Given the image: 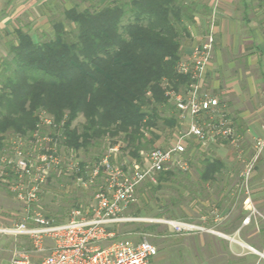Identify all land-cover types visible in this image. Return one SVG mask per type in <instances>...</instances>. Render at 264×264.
<instances>
[{
  "label": "trees",
  "instance_id": "1",
  "mask_svg": "<svg viewBox=\"0 0 264 264\" xmlns=\"http://www.w3.org/2000/svg\"><path fill=\"white\" fill-rule=\"evenodd\" d=\"M97 4L64 10V21L52 23L53 36L45 42L15 30L0 72V150L7 134L32 139L39 132L74 152L121 137L130 158L139 161V153L160 138L159 122L178 128L166 91L191 83L176 74L190 8L182 0ZM167 109L174 113L162 118ZM43 113L52 118V130L38 126ZM79 117L83 124L73 127ZM79 166L84 175L86 165ZM220 168L217 160H205L199 179L211 180ZM10 169L1 164L2 177L11 176ZM157 174L152 192L168 187L176 193L170 205L179 206L187 174L179 169Z\"/></svg>",
  "mask_w": 264,
  "mask_h": 264
},
{
  "label": "built area",
  "instance_id": "2",
  "mask_svg": "<svg viewBox=\"0 0 264 264\" xmlns=\"http://www.w3.org/2000/svg\"><path fill=\"white\" fill-rule=\"evenodd\" d=\"M214 46V35L210 31L204 41L193 47L189 56L182 58L176 74L188 77L189 86L180 90L168 89L166 95L178 113L180 123L185 126L183 135L178 136L166 149L156 148L148 154V164L140 169L133 164L131 171L122 166H114L103 158L91 169L84 167L81 172L79 162H66L58 155V144L52 143L50 137L42 139L51 143L39 150L35 160L25 156L24 151L16 150L11 160H1L2 165L11 166V171L19 178L11 186L16 200L24 207V218L10 228L0 232L12 237H24L29 241L30 250L15 251L9 264H150L157 250L149 241L142 239H115V227L128 221L122 212L135 201V191L146 178L155 182L153 175L172 168L187 169L183 160L186 152V140H193L201 147H208L218 141H229L237 147V140L224 105L202 87L206 68L210 62ZM38 126L52 130L53 120L46 114L39 115ZM39 132L32 135V141L39 143ZM33 142V143H34ZM264 146L259 141L258 152ZM71 151V150H70ZM72 152V151H71ZM75 156V154L73 153ZM8 158V157H7ZM9 159V158H8ZM34 161V162H32ZM75 174V182L82 186L94 184L101 177L103 184L94 196L95 205L91 210L73 209L66 222L56 223L42 214L32 211L39 201V193L47 177L60 167ZM251 166H247L243 175L245 186ZM89 173V176H88ZM246 214L241 227L253 226L259 231L257 220L264 217L247 198L244 201ZM214 217L218 215L214 213ZM169 226L176 234L188 235L205 228L189 222L174 220H156ZM264 226V225H263ZM237 232H240V230ZM250 251H254L249 248ZM264 256L256 264H261Z\"/></svg>",
  "mask_w": 264,
  "mask_h": 264
},
{
  "label": "rangeland",
  "instance_id": "3",
  "mask_svg": "<svg viewBox=\"0 0 264 264\" xmlns=\"http://www.w3.org/2000/svg\"><path fill=\"white\" fill-rule=\"evenodd\" d=\"M97 3V0H59L50 15V23L45 28L34 29L29 24L23 28V31L28 32L34 40L48 41L53 36L52 23L64 21L62 15L64 10L74 6L88 8L98 5ZM65 30L70 32L68 25ZM8 40H10L8 44L16 41L13 37ZM8 44L4 45V49L0 45V72L3 68L2 62L9 58ZM171 106L173 105L171 104ZM172 113H174L172 109H167L160 114L162 118L169 119ZM83 122L84 119L79 117L73 122V127L80 128ZM159 126L160 138L139 153V161H134L140 169L147 167L149 152L156 148H166L163 143L164 139L175 140L185 132V130H180L179 126L176 129L164 128L162 122H159ZM174 134H177L176 137ZM45 135H40L38 143L28 137L7 134L3 140L4 146L0 150V166L3 158L5 160L13 159L16 150L24 151L26 157L35 160L38 151L51 144L42 139ZM148 138L150 137L148 136ZM115 146H117V151L113 152L111 149ZM124 146L121 137L113 140L104 139L88 150L78 152H71L62 144H58V155L66 162L70 160L72 163H83L89 169L103 157L108 156L111 164L122 166L130 172V168H133L130 163L131 158ZM195 148L194 143L188 142L186 151L194 153ZM193 153L190 156L185 153L182 155L188 168L196 163ZM5 167L10 169L11 166ZM180 171L187 174L188 177L186 175L184 177H187L190 182V173L194 172L189 173V171L181 169ZM157 176L158 174H154L153 179H156ZM18 179L13 173L7 178L2 177L0 171V231L12 227L24 218V207L16 200L10 189ZM150 183L152 186L149 185ZM102 184L103 180L99 177L94 181V184L82 187L75 182V176L68 172L65 166L60 167L49 174L38 195L39 201L32 206L31 210L56 223L66 222L69 212L73 209L91 210V207L95 205L94 196ZM156 185V182L147 178L139 184L134 195L135 201L122 212L123 217L128 221L118 224L114 229L115 239L128 238L136 242L145 239L154 245L157 254L150 264H256L260 255L264 256V232L256 230L253 226H247L237 232L240 229L238 227L242 216L246 214L244 200L242 213H234L235 211L229 214L220 213L221 215L217 218L206 215L200 205L195 206L193 199L192 202H187L186 198H183L184 200H180L181 204L177 207L170 205L168 199L176 197V193L166 186L152 192L151 188H155ZM156 220L189 222L205 228L206 231L179 235L169 226L156 222ZM257 223L259 227L264 228L262 220H257ZM249 248L254 251H250ZM30 249L29 241L26 238L12 237L0 232V264H9L15 251ZM261 264H264V260H261Z\"/></svg>",
  "mask_w": 264,
  "mask_h": 264
},
{
  "label": "crops",
  "instance_id": "4",
  "mask_svg": "<svg viewBox=\"0 0 264 264\" xmlns=\"http://www.w3.org/2000/svg\"><path fill=\"white\" fill-rule=\"evenodd\" d=\"M182 1L190 8L192 20L186 23L187 34L181 39V59L189 56L193 47L213 32V52L202 87L225 106L237 147L222 140L201 147L191 139L186 140V147L188 142L196 145L194 153L185 152L189 156L193 153L196 163L187 166L185 171L194 173H190V182L187 179L183 182L179 194L187 202L193 199L195 206L200 205L206 215L213 217L214 213L218 217L234 211L242 213V202L248 198L264 217V146L258 152L259 141L264 140V0ZM58 2L0 0L1 47L4 49L8 39L15 38L14 32L19 28L24 30L29 24L34 29L45 28ZM180 125L179 129L185 130ZM173 141L164 139L163 143L168 148ZM111 150L116 152L117 146ZM103 158L109 160L108 156ZM207 159L217 160L221 168L211 180L202 181L199 175ZM134 161L131 159V166ZM247 166L251 169L245 186L243 175ZM259 231L264 232V228Z\"/></svg>",
  "mask_w": 264,
  "mask_h": 264
}]
</instances>
